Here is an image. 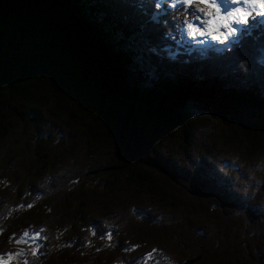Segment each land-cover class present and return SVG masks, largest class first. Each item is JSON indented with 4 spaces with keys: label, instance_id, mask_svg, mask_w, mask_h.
Here are the masks:
<instances>
[{
    "label": "trees",
    "instance_id": "obj_1",
    "mask_svg": "<svg viewBox=\"0 0 264 264\" xmlns=\"http://www.w3.org/2000/svg\"><path fill=\"white\" fill-rule=\"evenodd\" d=\"M158 1L0 0L1 257L264 264V21Z\"/></svg>",
    "mask_w": 264,
    "mask_h": 264
},
{
    "label": "snow or ice",
    "instance_id": "obj_2",
    "mask_svg": "<svg viewBox=\"0 0 264 264\" xmlns=\"http://www.w3.org/2000/svg\"><path fill=\"white\" fill-rule=\"evenodd\" d=\"M176 3L194 7L191 18L184 17L188 35L191 37L211 36L213 32L219 33L221 28L227 30V35H232L236 32L232 24L246 23V17L251 14L249 9L264 13V0H174L173 7ZM241 3L247 5L248 8L231 7V5ZM197 12L203 14V20L200 15L196 14ZM192 21H201L204 26L200 27ZM11 255L10 253L9 256ZM4 264H7V261Z\"/></svg>",
    "mask_w": 264,
    "mask_h": 264
},
{
    "label": "rangeland",
    "instance_id": "obj_3",
    "mask_svg": "<svg viewBox=\"0 0 264 264\" xmlns=\"http://www.w3.org/2000/svg\"><path fill=\"white\" fill-rule=\"evenodd\" d=\"M161 1H159L158 5L161 4ZM173 3H174V0H170V4L173 6ZM180 5H184L186 8H188L189 6L183 4V3H176L175 4V7H178ZM189 8H192V12L194 11V7H189ZM197 15H200L202 20L204 19L203 17V14L201 13H196ZM258 18L260 21H264V13H261L259 11H255V10H251V14L249 16H247V18ZM189 19L191 18V16L188 17ZM246 18V19H247ZM194 24H197L198 26L200 27H203L204 25L201 23V21H192ZM233 24H236V23H233ZM232 24V25H233ZM246 23H240V24H236V29H237V36L240 35L241 33V29L244 27ZM182 37L183 39L181 40L183 43H188L190 44L191 46H196L197 48H203V46L205 44L202 43V36H199L197 35L196 37H191L188 35V29L184 23V26H183V33H182ZM234 39V38H233ZM229 41L232 40V39H228ZM227 41V42H229ZM193 42V44H192ZM207 49L209 48H216V47H219V46H214L213 44H207ZM226 45L225 44H222L221 46H224ZM201 52H203L204 50H201L199 49ZM38 238H39V235H38V232H34V233H26L24 234L20 239L17 240V243L18 244H21V245H29V244H33L34 242L38 241ZM26 251V248H23L15 253H13L11 256H7V257H0V264H4L5 261H7V264H20V262L22 261L23 259V254L24 252Z\"/></svg>",
    "mask_w": 264,
    "mask_h": 264
},
{
    "label": "bare ground",
    "instance_id": "obj_4",
    "mask_svg": "<svg viewBox=\"0 0 264 264\" xmlns=\"http://www.w3.org/2000/svg\"><path fill=\"white\" fill-rule=\"evenodd\" d=\"M236 7H241V8H248V6L247 5H245V4H243V3H241V4H239V5H236ZM250 10V9H249Z\"/></svg>",
    "mask_w": 264,
    "mask_h": 264
}]
</instances>
